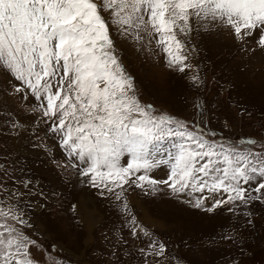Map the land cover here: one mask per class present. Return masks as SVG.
<instances>
[{"label": "rangeland", "instance_id": "374dc122", "mask_svg": "<svg viewBox=\"0 0 264 264\" xmlns=\"http://www.w3.org/2000/svg\"><path fill=\"white\" fill-rule=\"evenodd\" d=\"M102 15L143 105L189 125L199 122L203 128L206 122L216 134L213 139L228 143L243 137L264 144V51L254 39L238 42L225 28L193 19L189 35H178L185 44L184 63L190 65L180 72L169 66L158 35L140 32L137 39L135 29L121 35L109 13ZM16 87L24 89L0 72V208L15 205L25 213L30 225L25 232L42 246L33 249L39 264H145L139 249H148L152 240L163 243L166 254L147 257L149 264H264V202L213 208L216 200H227L226 193L174 195L164 185L155 191L125 185L115 190L119 200L115 194L101 196L82 175L86 165L70 157L51 131L55 121L44 117L40 106L46 107V101ZM161 146L170 149V140ZM167 159V150L155 154L157 161ZM129 162L130 156L121 158L122 166ZM169 174V163L147 173L157 181ZM246 187L251 190L256 183ZM197 198L204 200L199 208Z\"/></svg>", "mask_w": 264, "mask_h": 264}, {"label": "snow or ice", "instance_id": "6c2138e0", "mask_svg": "<svg viewBox=\"0 0 264 264\" xmlns=\"http://www.w3.org/2000/svg\"><path fill=\"white\" fill-rule=\"evenodd\" d=\"M102 12L109 13L121 35L132 29L137 39L140 32L158 35L169 66L184 72L190 65L184 63L185 44L178 35H189L193 19L225 28L238 42L252 38L264 51V0H0V72L21 82L37 101H46V107L40 106L43 116L55 121L51 131L70 157L86 165L82 175L101 196L115 194L119 200L121 193L115 190L125 185H147L153 191L164 185L174 195L226 193L227 200H216L213 208L264 202V144L243 137L228 143L213 139L216 134L206 122L203 128L199 122L189 125L143 105ZM192 81L198 86L199 76ZM196 108L203 121L200 105ZM165 139L170 149L162 148ZM166 150L167 160H155L156 153ZM125 155L130 162L122 166ZM159 163L170 164L166 180L147 175ZM254 182L249 190L246 186ZM203 203L197 198L194 206ZM24 217L15 205L0 208V264H39L33 249L42 246L25 232L30 225ZM139 252L149 264L147 257L165 256L166 246L152 240Z\"/></svg>", "mask_w": 264, "mask_h": 264}]
</instances>
